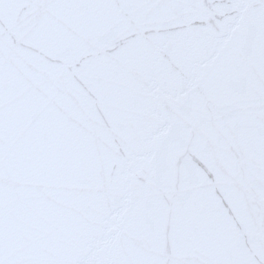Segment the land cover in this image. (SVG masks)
<instances>
[{"label": "snow or ice", "instance_id": "obj_1", "mask_svg": "<svg viewBox=\"0 0 264 264\" xmlns=\"http://www.w3.org/2000/svg\"><path fill=\"white\" fill-rule=\"evenodd\" d=\"M0 264H264V0H0Z\"/></svg>", "mask_w": 264, "mask_h": 264}]
</instances>
